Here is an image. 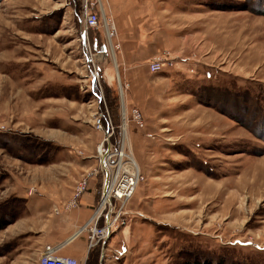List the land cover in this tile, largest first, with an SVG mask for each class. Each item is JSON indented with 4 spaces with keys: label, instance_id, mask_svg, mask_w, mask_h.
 <instances>
[{
    "label": "rangeland",
    "instance_id": "rangeland-1",
    "mask_svg": "<svg viewBox=\"0 0 264 264\" xmlns=\"http://www.w3.org/2000/svg\"><path fill=\"white\" fill-rule=\"evenodd\" d=\"M114 4L134 17L116 20L107 0H0V223L14 220L3 230L39 204L71 210L85 180L101 194L108 120L115 172L140 179L105 241L89 237L106 210L88 226L89 264H264V0ZM86 8L97 28L80 22ZM123 42L149 55L140 82L123 76ZM2 236L0 264L21 263L25 236Z\"/></svg>",
    "mask_w": 264,
    "mask_h": 264
},
{
    "label": "crops",
    "instance_id": "crops-1",
    "mask_svg": "<svg viewBox=\"0 0 264 264\" xmlns=\"http://www.w3.org/2000/svg\"><path fill=\"white\" fill-rule=\"evenodd\" d=\"M107 5L109 6V11L116 16V20L121 21L123 18L124 20H128V18L134 17L131 16L130 13L127 14L128 16L123 15L119 17L114 0H107ZM82 20L83 19L81 18L80 22H82ZM214 41L216 43V38ZM134 43L135 47L133 49L126 47L128 43L123 42L122 50L118 52L120 54L118 55L117 60L119 66L122 67L124 78L126 80H132L133 83L140 82V79H138V67L145 66L146 68L149 58L147 53L137 54L136 46L139 43ZM101 69H105V72L102 70L103 77L105 76L108 81L112 82L114 79L113 67L110 65H103ZM132 98V96L127 98L129 100V104L134 101ZM194 108H198L199 110V108L202 107L198 104L195 105ZM129 131L132 135L131 129ZM207 141L211 142L212 138ZM80 166L85 168L87 165H83L82 163ZM91 180V187L84 195H82L83 197L81 198L78 207H73L68 211L64 210L63 203L65 201L63 200L59 202L55 201L54 204L47 205V209L45 205L41 206V204L32 208L30 205V208L34 211H28L24 218L18 219V223L16 225L17 228L14 227L6 230H0L3 233L1 238H3L5 243L7 241L6 239L11 240L16 236H25L23 241L25 243L21 245H25V249L23 248L21 250L23 254L21 253L20 261L22 262L19 264H40V256L42 255L45 246L48 244L58 246V254L70 257L74 256L83 264H88L89 255L91 254V250H89L87 243L88 226L95 223L97 216L94 220L92 218L95 214L94 210L97 208L96 206L98 205L101 196L98 191V180L96 178ZM68 198L69 197H67V199ZM61 204L62 206H60ZM57 207H62L61 209L63 210H61L60 213L56 212L57 214H54ZM31 217L36 220L30 222L29 220ZM18 262L19 261L16 260L14 263Z\"/></svg>",
    "mask_w": 264,
    "mask_h": 264
},
{
    "label": "built area",
    "instance_id": "built-area-1",
    "mask_svg": "<svg viewBox=\"0 0 264 264\" xmlns=\"http://www.w3.org/2000/svg\"><path fill=\"white\" fill-rule=\"evenodd\" d=\"M83 24L84 28L86 30L94 29L99 26V13L98 12H92L88 8H86V14L84 15ZM112 35V33H111ZM164 57L154 59L152 62L149 63V67L151 68V71L153 72H159L161 69H163L162 64L164 62ZM171 63H174V61H170ZM132 115H134V119L137 121V123L141 126H143V116L141 115L138 108H133ZM106 117L105 115H103ZM107 120V118H105ZM107 139H108V145L103 146L101 150V156H100V164H101V171L103 173V185L101 189V203L100 208L98 211V216L95 220V224L98 221L99 217L105 212V223L103 225V228H98L96 225L92 226V233L89 237L91 245L94 244V241L96 244L98 241L102 240L105 241L106 238L110 235L112 232V226L111 224V217L113 215V212L115 211V204L118 201L125 202L129 200L133 195L135 188L139 182L137 172H131L127 174L120 175V172H115L114 167L119 164L118 161V155H123L122 151H114L113 155H116V157L111 156L110 152V137L113 134V132L110 131V122L107 120ZM99 127H104V121L103 118L100 117L98 120ZM87 189V180L80 182L76 188V191L74 193V197L71 199L70 202L66 203L65 208L71 207H77L78 206V199L79 197L86 191ZM58 246L48 244L45 246L44 251L42 255L40 256V264H83L79 259L70 256H64L57 253Z\"/></svg>",
    "mask_w": 264,
    "mask_h": 264
},
{
    "label": "trees",
    "instance_id": "trees-1",
    "mask_svg": "<svg viewBox=\"0 0 264 264\" xmlns=\"http://www.w3.org/2000/svg\"><path fill=\"white\" fill-rule=\"evenodd\" d=\"M14 220L10 219V220H6L0 223V229L6 228L10 223H12ZM95 258H93V254L91 253L89 255V263L93 262ZM186 264H212L210 261H199V263H191V262H187ZM221 264V263H220Z\"/></svg>",
    "mask_w": 264,
    "mask_h": 264
},
{
    "label": "bare ground",
    "instance_id": "bare-ground-1",
    "mask_svg": "<svg viewBox=\"0 0 264 264\" xmlns=\"http://www.w3.org/2000/svg\"><path fill=\"white\" fill-rule=\"evenodd\" d=\"M110 35V34H109ZM114 60H116V54H114Z\"/></svg>",
    "mask_w": 264,
    "mask_h": 264
}]
</instances>
